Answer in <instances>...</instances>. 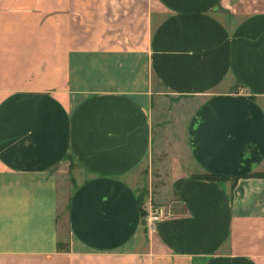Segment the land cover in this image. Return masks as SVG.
Masks as SVG:
<instances>
[{"label": "crops", "instance_id": "0c3cea01", "mask_svg": "<svg viewBox=\"0 0 264 264\" xmlns=\"http://www.w3.org/2000/svg\"><path fill=\"white\" fill-rule=\"evenodd\" d=\"M256 172L264 0H0V264H264Z\"/></svg>", "mask_w": 264, "mask_h": 264}, {"label": "rangeland", "instance_id": "374dc122", "mask_svg": "<svg viewBox=\"0 0 264 264\" xmlns=\"http://www.w3.org/2000/svg\"><path fill=\"white\" fill-rule=\"evenodd\" d=\"M178 114H179L178 117H180L181 119H180L179 122L176 121L175 124H173V127H175V129H172V126H171L170 129H169V127H166V130L164 131V137L166 139H164L163 141H164V144H165L164 148H165V154L166 155H171V154H173L176 151L182 152V153L186 152V145H185V138H184V132L185 131L184 130H185V118H186L188 113L186 114V112H184V113H178ZM174 137L178 140L177 143H173ZM165 171H166V167H165V169L161 170L162 174L160 173V176H153V183H154L153 186H155V187H159L160 186L161 181H163L164 178H165V175H164ZM60 179H61V181L62 180L65 181V179H64V177H62V175L60 176ZM144 185L142 184L141 185L142 187L139 188V193H140V196H143L144 199H145V190H147V189H146V187ZM146 185H148V184L146 183ZM68 186L70 187L68 193L63 192L62 189L60 191H61V194L64 193V194H66L69 197L70 192L72 190V184L69 183ZM60 218H61L60 219V221H61L60 222L61 223L60 224L61 225L60 229H61V232L64 235V234H66L68 232L67 231L68 228H67L66 200L62 201V204H61V207H60Z\"/></svg>", "mask_w": 264, "mask_h": 264}, {"label": "trees", "instance_id": "16d2710c", "mask_svg": "<svg viewBox=\"0 0 264 264\" xmlns=\"http://www.w3.org/2000/svg\"><path fill=\"white\" fill-rule=\"evenodd\" d=\"M248 176H256V177H264V172H256V173H253V174H250ZM199 177L201 178H205V179H225V178H230L226 175H216V174H213V173H206V174H203V175H200ZM241 177V175H235L233 176V180H234V183ZM139 201H140V207H141V215H142V222L145 224L146 221H145V216L147 214V211L145 210V208L143 207L144 206V203H145V199L143 196H139ZM58 248L59 249H65V245L64 243H61V241L59 242L58 241Z\"/></svg>", "mask_w": 264, "mask_h": 264}, {"label": "built area", "instance_id": "2783aa9c", "mask_svg": "<svg viewBox=\"0 0 264 264\" xmlns=\"http://www.w3.org/2000/svg\"><path fill=\"white\" fill-rule=\"evenodd\" d=\"M165 216V210L163 207H155L148 210L145 221L146 227L149 231L156 230L157 222Z\"/></svg>", "mask_w": 264, "mask_h": 264}]
</instances>
